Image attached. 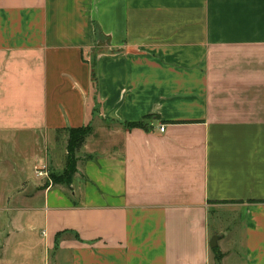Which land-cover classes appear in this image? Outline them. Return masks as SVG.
<instances>
[{
	"label": "crops",
	"instance_id": "1",
	"mask_svg": "<svg viewBox=\"0 0 264 264\" xmlns=\"http://www.w3.org/2000/svg\"><path fill=\"white\" fill-rule=\"evenodd\" d=\"M0 264H264V0H0Z\"/></svg>",
	"mask_w": 264,
	"mask_h": 264
},
{
	"label": "trees",
	"instance_id": "2",
	"mask_svg": "<svg viewBox=\"0 0 264 264\" xmlns=\"http://www.w3.org/2000/svg\"><path fill=\"white\" fill-rule=\"evenodd\" d=\"M95 37L98 41H103L102 35L96 28H95ZM91 58L92 59L89 61L90 78L93 87L96 90L97 77L95 70V58H96L95 54ZM151 117L153 116L147 115L143 117V119L140 121L122 122V124L126 128H132V127L146 128L148 124L146 122ZM65 131L67 133V140L65 145L66 155H65L63 168L59 172L50 171L48 180L53 185L62 184L68 187L72 183L73 175L76 172V166L78 160L76 156V152L82 146L85 137L92 133V127L89 124H86L78 128H66ZM211 251L214 253L215 262H218V260L220 259V254L218 253V247L216 246L215 248L211 249Z\"/></svg>",
	"mask_w": 264,
	"mask_h": 264
},
{
	"label": "rangeland",
	"instance_id": "3",
	"mask_svg": "<svg viewBox=\"0 0 264 264\" xmlns=\"http://www.w3.org/2000/svg\"><path fill=\"white\" fill-rule=\"evenodd\" d=\"M37 171L46 172V178H48L50 171L53 172V170H50L48 165L44 166L43 168H39ZM236 217H237L236 214H231V213H219L216 215H210L211 218L210 228L212 231L216 230L215 229L216 225H218L219 228H223V226H225L228 222H232L233 220H235Z\"/></svg>",
	"mask_w": 264,
	"mask_h": 264
},
{
	"label": "water",
	"instance_id": "4",
	"mask_svg": "<svg viewBox=\"0 0 264 264\" xmlns=\"http://www.w3.org/2000/svg\"><path fill=\"white\" fill-rule=\"evenodd\" d=\"M218 235H212L209 242H208V245L211 249L215 248L217 246V240H218Z\"/></svg>",
	"mask_w": 264,
	"mask_h": 264
},
{
	"label": "built area",
	"instance_id": "5",
	"mask_svg": "<svg viewBox=\"0 0 264 264\" xmlns=\"http://www.w3.org/2000/svg\"><path fill=\"white\" fill-rule=\"evenodd\" d=\"M159 130H160V131H163V130H164V127H163V126H160V127H159ZM37 173H39V174L45 173V174H46V172H44V171H43V172H41V171H37Z\"/></svg>",
	"mask_w": 264,
	"mask_h": 264
}]
</instances>
